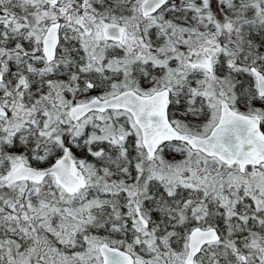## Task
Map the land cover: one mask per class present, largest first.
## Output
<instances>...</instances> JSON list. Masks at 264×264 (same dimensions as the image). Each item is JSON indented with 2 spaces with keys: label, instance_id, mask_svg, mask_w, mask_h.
<instances>
[{
  "label": "snow or ice",
  "instance_id": "obj_1",
  "mask_svg": "<svg viewBox=\"0 0 264 264\" xmlns=\"http://www.w3.org/2000/svg\"><path fill=\"white\" fill-rule=\"evenodd\" d=\"M0 264H264V0H0Z\"/></svg>",
  "mask_w": 264,
  "mask_h": 264
}]
</instances>
